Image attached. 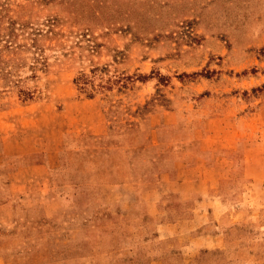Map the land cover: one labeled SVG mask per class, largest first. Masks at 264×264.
<instances>
[{
  "label": "rangeland",
  "instance_id": "1",
  "mask_svg": "<svg viewBox=\"0 0 264 264\" xmlns=\"http://www.w3.org/2000/svg\"><path fill=\"white\" fill-rule=\"evenodd\" d=\"M208 164L188 264H264V0H0V186L47 191L15 198L16 264H183L145 233L162 175Z\"/></svg>",
  "mask_w": 264,
  "mask_h": 264
},
{
  "label": "crops",
  "instance_id": "2",
  "mask_svg": "<svg viewBox=\"0 0 264 264\" xmlns=\"http://www.w3.org/2000/svg\"><path fill=\"white\" fill-rule=\"evenodd\" d=\"M157 146L155 145L154 148ZM158 148L161 146L159 145ZM160 151L157 161L164 158V153L162 154ZM178 159L181 161L180 158ZM215 179V172L209 164L194 169L192 173L180 170L176 176L163 174L158 184L159 213L174 214L176 221L173 225L168 224L167 221L160 222L154 226L151 233L148 232L151 230V225L145 226L147 228L145 230L148 232L145 233L146 244L155 242L161 246L167 241L181 240L183 243L181 256L183 257L176 254V260L183 264L190 262L189 254L191 252L209 247L221 231L214 213L224 208L223 197L212 191L215 188ZM9 188H11L10 184L2 188L0 186V194L8 193L5 200L0 202V264H16L17 259L23 258V251H18L14 247V244L21 240V233L16 232L17 223L11 213L13 209L17 208L15 198L34 199L44 196V193L47 192L42 188L33 192L28 189L26 184L17 191L18 193H10ZM27 207L29 208V205L25 208ZM195 230L199 232L192 236V231ZM171 259L160 254L153 263L170 264Z\"/></svg>",
  "mask_w": 264,
  "mask_h": 264
},
{
  "label": "trees",
  "instance_id": "3",
  "mask_svg": "<svg viewBox=\"0 0 264 264\" xmlns=\"http://www.w3.org/2000/svg\"><path fill=\"white\" fill-rule=\"evenodd\" d=\"M77 82H78V81H77ZM39 240H41V241H42V240H43V238H41V239L39 238ZM39 240H38V243H39Z\"/></svg>",
  "mask_w": 264,
  "mask_h": 264
}]
</instances>
